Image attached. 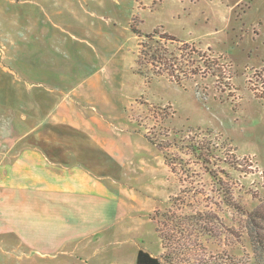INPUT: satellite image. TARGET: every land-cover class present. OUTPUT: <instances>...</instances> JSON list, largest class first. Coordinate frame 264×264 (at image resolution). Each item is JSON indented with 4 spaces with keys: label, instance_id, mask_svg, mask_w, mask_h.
<instances>
[{
    "label": "rangeland",
    "instance_id": "1",
    "mask_svg": "<svg viewBox=\"0 0 264 264\" xmlns=\"http://www.w3.org/2000/svg\"><path fill=\"white\" fill-rule=\"evenodd\" d=\"M153 32L178 40L159 39L180 83L134 72ZM0 58L111 115L98 128L127 159L107 170L126 212L112 264H136V247L166 264H264V0H0Z\"/></svg>",
    "mask_w": 264,
    "mask_h": 264
},
{
    "label": "crops",
    "instance_id": "2",
    "mask_svg": "<svg viewBox=\"0 0 264 264\" xmlns=\"http://www.w3.org/2000/svg\"><path fill=\"white\" fill-rule=\"evenodd\" d=\"M3 62L0 264H107L98 255L112 264L124 245L114 240L121 233L114 226L126 212L115 193L122 176L107 170L123 173L127 159L98 128L111 126V115L79 97V89L65 93L55 81L32 80L29 71L17 78Z\"/></svg>",
    "mask_w": 264,
    "mask_h": 264
},
{
    "label": "trees",
    "instance_id": "3",
    "mask_svg": "<svg viewBox=\"0 0 264 264\" xmlns=\"http://www.w3.org/2000/svg\"><path fill=\"white\" fill-rule=\"evenodd\" d=\"M131 30L137 36L143 37L144 35V32L136 25V21L131 25ZM146 37L152 44L150 43L149 46H145L140 51L138 58L135 61L134 72L137 75L144 77H148L150 73L157 77H163V75H167L176 82L180 83L182 80L179 78V76L174 77L173 75L176 65L180 63H177L176 59H173L174 53H170L167 49H165L164 46H161L159 39L163 38L172 43H176L178 40L168 33L159 35L157 32H153V34H149ZM157 37L158 40H156ZM200 55V52L197 51V57L202 59L203 57ZM169 57H171V59H169ZM159 65L165 67V73L159 72L157 70ZM161 240L163 242V249L165 252H167L168 248L164 243L163 238H161ZM163 257V259L160 257H155L149 252L141 249L137 255L136 264H166V256Z\"/></svg>",
    "mask_w": 264,
    "mask_h": 264
}]
</instances>
